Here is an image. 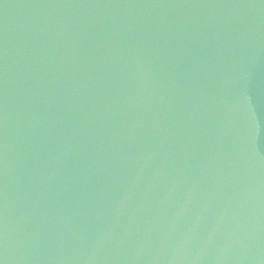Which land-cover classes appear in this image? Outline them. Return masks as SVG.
<instances>
[{"label": "water", "instance_id": "95a60500", "mask_svg": "<svg viewBox=\"0 0 264 264\" xmlns=\"http://www.w3.org/2000/svg\"><path fill=\"white\" fill-rule=\"evenodd\" d=\"M0 264H264V0H0Z\"/></svg>", "mask_w": 264, "mask_h": 264}]
</instances>
